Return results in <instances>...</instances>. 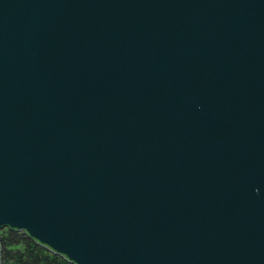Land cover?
I'll return each instance as SVG.
<instances>
[{"label": "water", "instance_id": "obj_1", "mask_svg": "<svg viewBox=\"0 0 264 264\" xmlns=\"http://www.w3.org/2000/svg\"><path fill=\"white\" fill-rule=\"evenodd\" d=\"M3 227L74 264H264V0H0Z\"/></svg>", "mask_w": 264, "mask_h": 264}, {"label": "trees", "instance_id": "obj_2", "mask_svg": "<svg viewBox=\"0 0 264 264\" xmlns=\"http://www.w3.org/2000/svg\"><path fill=\"white\" fill-rule=\"evenodd\" d=\"M0 248L1 264H74L23 230L0 228Z\"/></svg>", "mask_w": 264, "mask_h": 264}]
</instances>
